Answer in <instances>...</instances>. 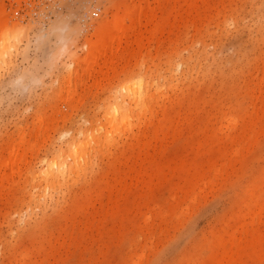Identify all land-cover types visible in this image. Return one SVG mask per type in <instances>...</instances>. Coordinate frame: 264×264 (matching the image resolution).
<instances>
[{
	"label": "rangeland",
	"instance_id": "1",
	"mask_svg": "<svg viewBox=\"0 0 264 264\" xmlns=\"http://www.w3.org/2000/svg\"><path fill=\"white\" fill-rule=\"evenodd\" d=\"M7 28L0 264H264V0H0Z\"/></svg>",
	"mask_w": 264,
	"mask_h": 264
},
{
	"label": "bare ground",
	"instance_id": "2",
	"mask_svg": "<svg viewBox=\"0 0 264 264\" xmlns=\"http://www.w3.org/2000/svg\"><path fill=\"white\" fill-rule=\"evenodd\" d=\"M125 14V13H124ZM124 14H122V15H124ZM136 14H138V12H136ZM139 15V14H138ZM137 15V16H138ZM126 16V15H125ZM121 18L118 16V21H117V17H116V19L114 18V26H116V25H119V24H121V23H123L122 21H123V19H121ZM116 20V21H115ZM123 25V24H122ZM126 25V24H125ZM119 26H121V25H119ZM122 27V26H121ZM105 27H103V29H104ZM7 31H5V32H3V33H1L0 34V64L3 62V63H7V59L5 58L4 60H3V56H4V54H5V52H9V51H11V50H13L14 48L13 47H15V45H17L16 44V42L14 41V40H17V43L19 42L18 41V38H19V36L17 35L18 34V31H17V33H15L16 31L14 30V32H10L11 30H12V28H7L6 29ZM113 37H115L114 35H113ZM20 40V39H19ZM93 43V44H92ZM91 43V45L89 46V48H90V52L92 53L91 55H93V53H94V55L96 56L98 53H100V49H102V46L104 45V43H105V40H102L101 38L99 39V40H97V42L96 41H94V42H92ZM89 52V53H90ZM95 52H96V54H95ZM94 56V57H95ZM81 58V57H80ZM96 58V57H95ZM76 59H79V58H76ZM77 61V60H76ZM75 61V62H76ZM1 66V65H0ZM137 88H138V90H137ZM136 90H137V92H136ZM127 91H128V96H130L132 93H134V94H136V93H138V92H140L139 91V86L137 87H131V85H128V87H127ZM132 96V95H131Z\"/></svg>",
	"mask_w": 264,
	"mask_h": 264
}]
</instances>
